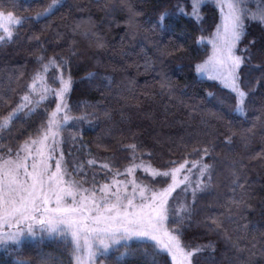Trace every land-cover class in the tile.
Returning a JSON list of instances; mask_svg holds the SVG:
<instances>
[{"label":"trees","instance_id":"1","mask_svg":"<svg viewBox=\"0 0 264 264\" xmlns=\"http://www.w3.org/2000/svg\"><path fill=\"white\" fill-rule=\"evenodd\" d=\"M50 2L0 0V11L5 14L11 11L21 18L13 39L0 42V125L21 96L29 93L34 77L40 73L47 74L53 90L45 99L36 98L31 103L33 111L25 109L18 113L19 119L0 127V160L15 156L25 143L38 138L48 126L51 113L55 111L54 90L60 86L61 75V69L51 62L54 55L68 61L64 77L67 79L71 74L73 78V89L67 99L70 108L81 105L78 111L68 112L72 117L85 115L91 110L84 105L101 100L99 92L85 79L86 71L109 72L115 79L114 90L101 106L111 112L112 119L90 116L85 120H70L61 130V149L68 175L83 186L98 188L110 181L111 172L89 161L99 160L107 163L112 171L116 168L121 171L132 159L127 148L130 143L144 145L143 152L136 153L139 161L169 171L185 161L200 160L194 149L214 142L213 154L202 157L203 162L211 165L212 182L194 204L193 227L188 230L186 240L192 245L215 243L214 253L209 249L199 254V264H243L248 259L247 251L237 252L226 244L222 235L208 232L204 222L206 217L216 216L221 222L218 231L239 239L241 249L253 243L257 250L264 247V80L260 79L264 68L257 67L264 65V58L256 55L241 68L244 86H254L255 91L245 101V113L239 115L230 110L234 97L231 91L217 82L198 77L194 71L196 63L207 59L208 40L220 23L214 0H205L202 21L177 14L169 17L168 30L154 33L148 29L155 24L161 8L174 12L179 4L191 11V0H130L143 13L138 18L142 22L141 30L135 34L125 24L126 13L120 10V0H62L54 14L37 18V13ZM101 5H107V9L102 10ZM259 6H264V0H247V7L253 12ZM113 8L115 12L111 11ZM106 11L111 14L110 20L105 19ZM93 24L106 42L102 51L94 46L90 34L83 35ZM245 24L248 35L240 48L251 39H261L264 34V24L259 21L246 20ZM75 26L79 27L73 35ZM201 35L205 40L198 43ZM177 45L182 46L180 51L161 55V49L171 50ZM73 47L76 56L69 51ZM42 56L46 57L43 61L39 59ZM97 56L105 63L98 66L93 59ZM146 62L154 65L155 70L145 71ZM112 64L122 70L112 73ZM165 74L175 87L173 94L159 83ZM117 91H123L128 99L117 98ZM210 91L221 99L208 96ZM121 110L127 116L124 120ZM145 112H149L151 118H146ZM219 114L223 115L222 119ZM233 131L238 134L232 135ZM224 133L232 136L231 143ZM149 151L152 152L150 157ZM237 174L246 178V187L250 186L251 192L250 206L243 211V216L229 211L232 199L239 198L232 191ZM203 180L207 181V175ZM155 181L147 179L145 182L155 188L167 184ZM185 203H192L190 193L187 201L183 194H176V206L179 208ZM73 247L61 236L27 241L1 250L0 264H75ZM133 247L138 249L136 255L126 257L122 264H149L151 257L138 245ZM116 255L118 253L110 252L108 260ZM168 259L171 264L170 257ZM252 264H264V257L257 254Z\"/></svg>","mask_w":264,"mask_h":264},{"label":"snow or ice","instance_id":"2","mask_svg":"<svg viewBox=\"0 0 264 264\" xmlns=\"http://www.w3.org/2000/svg\"><path fill=\"white\" fill-rule=\"evenodd\" d=\"M214 3L220 10L221 23L216 26L214 35L208 40L212 48L211 55L203 63H196L194 71L198 77L207 74L208 79L220 81L228 88L234 94L230 110L243 114L247 108L245 101L255 91V87L244 86L241 68L246 62H251L256 55L264 58V34L259 40H249L243 48H240V45L248 35L246 20L264 24V6H259L258 10L253 12L247 7V0H214ZM61 5L62 0H51L37 13V18L54 14ZM204 5L205 0H191V11L179 4L174 12L161 8L155 24L148 31L154 33L168 30L169 17L177 14L202 21L201 9ZM119 7L126 13L127 28L133 31V34L140 31L142 22L138 18L143 13L130 0H120ZM101 8L106 10L107 5H101ZM111 11L115 12L116 8ZM105 19H111L108 11H106ZM5 20L8 21L7 25L4 23ZM20 23L21 18L14 16L13 12L9 11L5 15V12L0 11V29L4 33L0 35V42L12 40V25ZM77 27L79 26L73 27V35L77 34ZM89 34L94 38L92 41L94 46L98 51H102L106 47V42L95 29L94 24L83 35L87 37ZM204 40L205 37L201 35L198 43H203ZM75 43L73 41L74 45ZM181 48L182 46L177 45L171 50L165 48L160 51L161 55H171L173 52L180 51ZM69 51L73 56L77 55L75 47ZM39 59L43 61L46 57L42 56ZM93 59L98 66L105 63L99 56ZM51 62L61 69V75L59 90L54 92L58 102L55 103V111L51 113V118L48 120L49 127L42 137L31 142L34 147L25 144L23 148L25 155L17 154L15 159L9 158L0 163V245H19L25 236L35 237L38 231L47 233L49 236L58 234L65 238L69 246H74L76 264H104V261H107V264H122L126 257L136 255L138 249L133 245H138L145 255L151 257L149 264H169V257L171 264H199V254L209 249L214 253L216 248L212 241L207 244L192 245L186 240L188 230L193 227L194 204L199 194L206 191L212 182L211 165L203 162L202 157L213 154L214 142H206L207 146L194 149L201 159L195 161L193 167L198 169L200 177H205L207 174V181L200 179L190 182L187 176L184 180L178 179L179 173L185 169L188 161L179 164L178 167H172L169 171H158L150 165L136 163V153L138 151L142 153L144 145L135 142L127 145L132 159L130 166L123 172L119 168L112 171L108 164L101 166L102 169H108L111 172L112 182L104 183L99 189V194L95 186L90 190L73 180L66 181L64 179L66 172L62 171L63 153L60 154L59 159L55 155L60 145V141L56 138L60 135L61 126L69 120H85L90 116H95L96 119H112L111 112L101 105L113 93L115 79L109 72L86 71L85 79L99 92L101 100L84 105V108L91 110L85 115L72 117L68 115V112L73 109L78 111L81 105L76 104L70 108L67 102V97L73 89L71 74L67 76V79L64 77V73L68 72V61L54 55ZM257 67L264 68V65H257ZM120 70H122L120 66L112 64V73ZM154 70V65L146 62L145 71ZM37 79L42 77H34L31 85L33 92L36 89ZM260 79L264 80V75ZM129 83L134 84V81ZM159 83L162 88L168 89L170 94L174 93L175 87L166 74L162 76ZM47 91V88L43 89L44 93ZM30 96L31 93L21 96L20 102L9 110L4 117V124L0 127H6L14 119H19L18 113L25 109L29 112L33 111L30 107ZM116 96L119 99H128L123 91H117ZM208 96L221 99L215 97L211 91L208 92ZM132 98L136 99L135 96ZM40 99H45L43 93ZM195 107L194 105V110ZM62 112L65 114L58 120L57 116ZM120 116L122 120L127 118L123 110ZM219 116L223 118L222 114ZM145 117L151 118V114L145 112ZM248 131L251 132L252 129ZM237 134L232 132V135ZM224 135L228 136L231 143L232 136L228 133ZM243 138L246 140L247 136L244 135ZM134 139L135 134H133ZM151 155L152 152L149 151L148 156ZM29 159L31 164L28 163ZM52 160H55V170L50 163ZM138 168H143V171L153 178L171 177V183L167 187L156 190L138 179L136 175ZM120 175L125 178L116 179ZM241 180H243L242 183ZM155 182L159 183V181ZM247 183L246 178L239 174L233 181L232 191L237 193L239 198L232 199L229 211H235L240 216H243V211L250 206L251 192L250 186L246 187ZM181 184H184V187L177 196L183 194L187 201L190 193L192 203L182 204L178 208L173 193ZM209 220L211 223H207ZM204 223L208 232L222 235L226 244L237 252L247 251L248 259L243 261V264H252V258L257 254L264 257V247L257 250L253 243L241 249L239 239H233L230 234L218 231L221 228V222L216 216L206 217ZM110 252L118 253V255L108 260Z\"/></svg>","mask_w":264,"mask_h":264},{"label":"rangeland","instance_id":"3","mask_svg":"<svg viewBox=\"0 0 264 264\" xmlns=\"http://www.w3.org/2000/svg\"><path fill=\"white\" fill-rule=\"evenodd\" d=\"M218 10H219V8H218ZM219 13H220V10H219ZM5 15H7V14H5ZM4 23L7 25L8 24V21L7 20H5L4 21ZM220 23H221V15H220ZM20 24H14V25H12V30H13V33H14V30H15V28H17V26H19ZM4 33H3V31H2V29H0V35H3ZM210 45V52H209V55L208 56H210L211 55V52H212V48H211V44H209ZM208 58V57H207ZM207 60V59H206ZM39 77H42V79H37L36 80V89H35V92H33L32 91V89H31V87H30V90H29V93H31V96H30V99H31V103L36 99V98H40V96H41V94L43 93V95L46 97V96H49L50 95V93L53 91L52 90V86L48 83V79H47V74H45V73H40L39 75H38ZM200 78H204V79H207V80H210V79H208L207 78V74H204V75H202V76H199ZM60 81V80H59ZM211 81H214V80H211ZM214 82H217V83H219L223 88H225V89H227V90H229L228 88H226L220 81H214ZM60 87V86H59ZM45 88H47L48 89V91L46 92V93H44L43 92V89H45ZM59 90V88L58 89H56V90H54V91H58ZM230 91V90H229ZM67 99H68V97H67ZM58 102V101H57ZM31 105V104H30ZM239 115H243L242 113H239V112H237ZM65 113H59L58 114V116H57V119L58 120H60L62 117H63V115H64ZM70 122V120L69 121H67V122H65V123H63L62 124V126H61V129H60V135H61V130L68 124ZM49 127V125L45 128V130L47 129ZM44 130V131H45ZM53 130H55V129H53ZM44 131L42 132V134L38 137V138H36V139H34V140H37V139H39L40 137H42L43 136V133H44ZM60 135L59 136H57V140L58 141H60V145H59V148H58V150H57V152H56V158L57 159H59V157H60V154L62 153V149H61V138H60ZM33 141V140H32ZM32 141H28L27 143H25V144H28V145H30V146H32L31 145V142ZM25 144L22 146V148L18 151V153L17 154H19L20 156H23V155H25V153H24V151H23V148H24V146H25ZM32 147H34V146H32ZM86 152H90V150L89 149H86ZM17 154L15 155V156H13V157H6V158H2L1 160H0V163H2L4 160H6V159H9V158H11V159H15L16 158V156H17ZM99 161V160H98ZM98 161H96V160H93V163H91V164H94V163H98V164H96L97 166H102L103 164H107V163H105V162H102V161H100V162H98ZM136 163H143L144 165H150V164H148V163H146V162H144V161H139L138 159L135 161ZM28 163L29 164H31V159H29V161H28ZM50 163L53 165V170H55L54 169V165H55V160H52V161H50ZM193 163L194 162H188V164L185 166V169H183V170H181V172L179 173V175H178V179H180V180H184L185 179V177L187 176V178H188V180L190 181V182H195V181H197V180H200V179H204V177H200V175H199V171H198V169L196 168V167H193ZM128 166H130V165H128ZM127 166V167H128ZM152 168H154L152 165H150ZM127 167H125L124 169H122L121 170V172H123ZM154 169H156V168H154ZM156 170H158V169H156ZM62 171H65L66 172V169H65V166H64V161H63V165H62ZM158 171H161V170H158ZM136 175H137V177H138V179H140V180H142L144 183H146L145 181L147 180V179H152V180H157V181H159V182H163V181H166L167 182V184H166V186H163V187H157V188H155L156 190H160V189H162V188H164V187H167V185L169 184V183H171V177H167V178H163V177H156V178H153V177H151L148 173H145L144 171H143V168H138L137 170H136ZM207 174H205V176H206ZM125 177L123 176V175H120V176H117L116 177V179H120V180H123ZM64 179L66 180V181H68V180H73V181H75L72 177H70L69 175H68V173L66 172V174L64 175ZM129 179H131V177H129ZM75 182H77V181H75ZM111 182H112V178L110 179V181H108L107 183L108 184H111ZM78 183V182H77ZM149 183H151L152 184V181H150ZM78 184H80V183H78ZM104 184V183H103ZM103 184H101L98 188H95V190L97 191V193L99 194V189H100V187L103 185ZM81 185V184H80ZM150 187H153V186H151V185H149ZM82 187L83 188H86V189H90L88 186H83L82 185ZM184 187V184H181L180 185V187H178L177 188V190H176V192H174L173 193V196L174 197H176V194H177V192L181 189V188H183ZM91 190V189H90ZM114 190V189H113ZM129 191H131V188H129ZM57 236H60V235H58V234H53V235H51V236H49L47 233H40L39 231L37 232V235L35 236V237H31V236H25L22 240H21V243L19 244V245H0V251L1 250H4V249H7V248H9V247H12V246H20L22 243H24V242H27V241H34V240H36V239H51V238H54V237H57ZM62 237V236H61ZM171 259V258H170ZM75 264H76V260H75Z\"/></svg>","mask_w":264,"mask_h":264}]
</instances>
